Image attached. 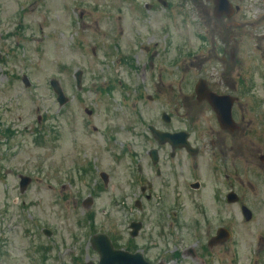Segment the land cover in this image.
<instances>
[{
	"label": "rangeland",
	"instance_id": "obj_1",
	"mask_svg": "<svg viewBox=\"0 0 264 264\" xmlns=\"http://www.w3.org/2000/svg\"><path fill=\"white\" fill-rule=\"evenodd\" d=\"M165 1L166 9L156 0H0V264L94 263L97 255L90 249V238L105 233L124 245L130 220L139 216L133 208L135 200L110 197L107 193L112 189L85 206L94 191L89 185L60 182V165L79 168L84 157L80 154L78 160L59 164L62 120L49 87L53 79L71 101L66 109L75 112L74 123L65 131L68 159L75 154L70 140L76 138L83 146L89 143L83 130L84 108L101 112L107 101H117L119 96L132 101L134 96L153 95L148 79L152 86L159 80L166 87L172 85L178 100L160 95L152 104L138 105L145 122L140 131L152 125L192 131L201 138L205 147L198 178L207 186L197 195L206 199L185 204L183 227L172 235L162 239L152 230L155 245L146 256L163 264H264V211L253 201L264 196L259 199L254 194L249 162L264 159V0H228L237 7L229 18L214 17L213 0ZM78 71L82 72L81 93L76 92L73 79ZM157 73L160 77L153 76ZM199 79L211 90L224 79L227 85L242 82V103L248 106L242 120L238 118L242 131L234 141L225 134L216 137L226 139L241 157L237 193L240 204L253 216L256 212L253 221H244L238 205L226 204L224 220H217L213 210L204 207L218 185L212 180L206 137L213 138L219 129L206 112L183 116L186 110L180 107L183 100L190 103ZM165 104L178 105V118L170 126L160 120V114L168 111ZM73 115L69 112L67 118ZM133 122L129 115L118 120L120 125ZM178 159L188 171L185 155ZM101 166L99 162L97 168ZM109 174L113 188L128 177L123 164ZM20 176L30 178L23 193ZM196 206L207 213L205 219L199 218ZM218 225L229 231L230 239L207 248V227L212 230ZM148 233L146 229L135 239L139 250Z\"/></svg>",
	"mask_w": 264,
	"mask_h": 264
},
{
	"label": "flooded vegetation",
	"instance_id": "obj_2",
	"mask_svg": "<svg viewBox=\"0 0 264 264\" xmlns=\"http://www.w3.org/2000/svg\"><path fill=\"white\" fill-rule=\"evenodd\" d=\"M231 59L233 61V56H231ZM222 62L225 64L226 60L223 59ZM224 71H227L226 68ZM153 76L160 77V73L153 74ZM225 82L226 80L224 79L220 85H214V88L215 90H221L222 95L227 94L235 98L230 107V115L234 124H231L230 129H219L216 135L212 134L213 138L208 135L206 137L211 148L212 180L213 183L217 181L218 185L214 186L215 190L212 197L206 201L207 206L204 205V207L209 211L213 210L212 213H214L217 220H224L222 211H224L227 204V193L233 192L239 197L237 192L241 187L239 184L241 183L242 170L240 167L241 157L232 149L226 139L216 136L225 134L234 141L235 134L242 131L241 126L237 125L239 123L238 118L240 117L242 120L243 110L248 108L246 104L243 105L241 100L242 85H236L235 83L227 85ZM148 83L153 95L134 96L132 101H127L126 97L119 96L117 101H107V108H104L101 112L84 108L85 121L83 125L85 128L83 130L85 131L86 139H89V143L83 146L81 141L76 138L70 140L72 152L75 153L70 159H68L69 155L64 152L66 142H68L65 140V131L68 125L75 121V112L66 109L71 101L61 98V101H64L59 106L58 111L59 120H62L60 124L62 137H59V149L63 152L59 164L78 160L80 154L84 157L82 166L77 165L79 168L70 167V169H66L60 165L57 169L60 182L66 181L67 184H74L77 181H83L94 190L89 195L88 200L100 198V193H106L107 189H112V192L108 191L107 194L110 197L117 198V200H139V203H134V209L138 211L139 216H133L135 218L130 220L129 223L139 224L140 232L138 236L147 229L149 231L148 238L142 245L143 248L139 250L138 245L135 243L136 238L128 237L127 243L123 245L127 251L138 250L147 252L152 245H155V242H151L152 230L156 231L157 236L162 239L166 235H172L173 230L183 227L180 218L183 215L185 204H190V200L206 199L197 195L207 186L198 178L199 160L203 156L202 148L205 147L200 142L201 138L192 132L188 133L189 142L193 147L197 148L195 151L197 153L194 156H188L183 149H177V145L159 141L161 134H152L149 130L150 125L143 128L142 132L140 131L145 122L138 110L139 104H152L160 95L168 96L169 101L174 98L177 99L172 85L166 87L159 80L152 86L149 79ZM61 90L65 95L64 90L62 88ZM106 91L109 92L110 88L106 89ZM108 98H111V92L108 93ZM191 98L193 100L190 103L183 102V100L180 105L182 109L186 110H183V116L192 117L198 116L203 112H206V114L211 112L207 102H198L194 100V97ZM137 99L143 102H138L136 101ZM246 103L249 104L248 102ZM201 104H204V107L199 106ZM224 104L227 105L228 101H225ZM165 106L168 111L165 110L160 114V120L163 122L162 114H166L169 118V124H165V126H170L172 121L178 118V105L174 104L173 108L166 104ZM197 109H200V111ZM69 112L74 115L68 119L67 115ZM125 115L131 116L134 122L120 125L118 120ZM156 129L166 134L177 132V130H173L174 128L168 127ZM69 130L71 133L69 136L71 137L72 130ZM123 135L126 136L125 140L127 141L121 140ZM214 141H217L216 145ZM135 146L138 147L137 151L134 149ZM86 150H89L90 153L86 152ZM180 154L185 155V159L190 162L188 171L179 164L178 155ZM258 161L260 163H256L253 159L249 160L252 164V189L255 196L260 199V194L264 196V159L263 161ZM99 162L102 163L100 169L97 168ZM132 162H135V168L131 165ZM122 164L125 165L128 177L125 179L123 176V180L115 184L113 188L111 186L113 182L112 176L110 177L109 172L111 170L114 171L116 168L119 169ZM194 176H196L195 181L192 180ZM59 185L61 189H65L64 183ZM135 188L137 192L133 191ZM113 189L115 190L113 191ZM195 196L197 197L195 198ZM238 200H240V197ZM253 201L255 205L260 206L264 211V200ZM237 204L240 208V203L238 202ZM196 207L199 218L205 219L207 213L201 210L200 207ZM179 214L180 216H178ZM254 215H257L256 212ZM218 228H220V225L212 230L207 227V237L209 236L207 241L215 234ZM184 253L183 251L181 257ZM174 255L173 257L178 259Z\"/></svg>",
	"mask_w": 264,
	"mask_h": 264
},
{
	"label": "water",
	"instance_id": "obj_3",
	"mask_svg": "<svg viewBox=\"0 0 264 264\" xmlns=\"http://www.w3.org/2000/svg\"><path fill=\"white\" fill-rule=\"evenodd\" d=\"M214 1L216 16H221L222 14H226L227 16H229L231 14V6L227 3L226 0ZM25 84L28 85L27 81H25ZM54 86L55 92L59 94V90L56 88V85ZM197 95L200 97H207L213 107H215L217 114L220 112L218 110L219 107L217 106V97H215L213 94L205 93L202 85L197 86ZM27 182V180H24V182L20 184L21 190L24 189V187L27 185ZM228 201L230 202L231 199H229ZM242 213L245 220L248 221L251 217L250 212L245 207H243ZM217 236H220L223 239L228 238V234L224 230H219ZM91 243L94 250H96L100 254L99 264H147L139 256H129L121 252L113 251L110 247L109 240L105 236L97 235L93 237Z\"/></svg>",
	"mask_w": 264,
	"mask_h": 264
}]
</instances>
